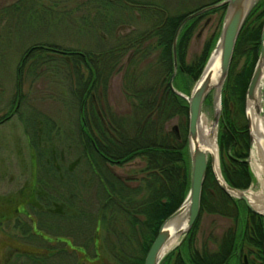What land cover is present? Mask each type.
Segmentation results:
<instances>
[{"label":"trees","instance_id":"16d2710c","mask_svg":"<svg viewBox=\"0 0 264 264\" xmlns=\"http://www.w3.org/2000/svg\"><path fill=\"white\" fill-rule=\"evenodd\" d=\"M110 1L95 0L96 3ZM117 1L120 2H115ZM220 1L222 0H173V10L157 2L139 3L143 6L142 9L147 7L148 12L143 11L146 15H141L142 18H148V29L122 35L123 41L119 40V44L111 46L101 55V59L94 57L99 56L98 54L93 55L100 51L98 49L85 54L54 48L71 57L73 71L70 74L73 76V83L70 81V100L68 98L67 101L71 102L68 113L72 121L66 126L71 136L63 138L65 128L35 112L28 105L24 106L25 112H21L17 105L0 117V124H3L14 115H19L22 120L21 113H25L23 125L31 154L32 150L37 153L40 146L36 137L41 134V140L46 143L57 139L61 146H67L70 151L68 157H73L68 162L70 172L68 169L60 170L57 160L61 162V152L54 159L52 151L41 155L40 149L39 155L42 158H36L32 154V166L35 165L36 173L29 189L22 190L18 196L0 198V203L5 200L9 207L13 206L8 216H0V223L7 219L11 221L20 205L23 207L26 204L34 208L33 200L40 202L43 208L38 215L40 219L32 224L35 227L32 233L37 235L29 233L30 228L34 227L26 222L21 223L20 231L26 238L40 239L43 244L47 240L50 243L56 241L60 245L56 244L38 256L33 253L17 254L16 261L19 260L22 264H83V261L89 264H143L160 225L180 206L189 189L187 102L177 93L189 96L193 83L199 78L218 39L220 29L206 43L198 60L186 65L184 56L187 45L203 15L183 26L176 41L177 69L172 81L175 92L168 87V79L173 74V37L186 16ZM185 3V8L180 9L179 5ZM121 7L125 8L123 4ZM216 10H222L223 19L225 7ZM263 20L264 0H260L238 36L221 93L219 127L222 131L218 134L217 146L219 155L223 151H230V154L226 158L224 154L223 157L220 156V172L230 187L243 191L251 184V174L243 161L250 143L246 125L238 127L234 124L233 115L235 110L240 113L244 111L245 92L258 56ZM82 23H85L84 18ZM35 45L26 50L17 67L18 104L21 100L20 88L26 60L37 52L51 49ZM128 51L129 56L126 61H122L123 54ZM242 55L246 58L245 64L236 72L235 60ZM151 61L163 73L165 71L164 76L161 74V77H156L153 83L144 81L146 73L142 69L146 62L148 64ZM107 64L110 69L119 64L126 67L122 73L126 86L124 94L131 104L129 113L124 118L113 113L110 117L106 106L101 107L103 98L100 88L105 85L103 67ZM26 68L29 70L31 67L26 65ZM111 73L112 71L108 75ZM210 101L209 96L205 104L209 105ZM175 117L181 124L177 133L165 128ZM125 165L135 167L129 176L114 172L113 167ZM35 186L37 190L33 191ZM202 214L227 218L232 222V227L221 238L214 255L209 251L198 252L193 248L195 231ZM68 240L72 247L82 249L87 256L89 254L86 247L91 248L92 259L86 261L82 256L77 258L74 252L68 253L60 244L69 243ZM263 241L264 219L252 214L242 202L224 194L208 167L201 191L198 218L177 248L174 260V252H171L161 264H242L237 254L243 246L262 252ZM55 255L59 259L57 262L53 261ZM250 264H264V259L260 257Z\"/></svg>","mask_w":264,"mask_h":264},{"label":"rangeland","instance_id":"374dc122","mask_svg":"<svg viewBox=\"0 0 264 264\" xmlns=\"http://www.w3.org/2000/svg\"><path fill=\"white\" fill-rule=\"evenodd\" d=\"M111 1L110 3H96L95 0H0V117L13 110L17 105L19 106V110L21 109V112L25 110L24 106L27 107L28 105L32 107L35 112L47 116L50 120L66 129L67 123L72 121V119L70 120L71 115L68 113V106L71 102L67 100L69 98L68 89L70 81L73 83V76L70 74L73 69L71 70V57L54 48L75 50L85 54L89 53L88 51L91 52L92 50L98 49L100 51L94 52L93 55L98 54L99 56L94 57H100L99 59H101L103 58L101 55L105 54L111 46L119 44V40L123 41L122 35H127L132 31L138 33L148 29V18H142L141 15L142 13L146 15L144 12H148L147 7H144V9L147 10L145 11L142 9L143 6L139 5V3L157 2L159 5L161 4L170 10L174 8L173 0ZM195 2L196 1H194V3ZM121 4H123L125 8H122ZM185 6L186 3L179 5V8L184 9ZM102 9L110 12V14L107 15ZM215 10L206 12L199 18L196 29L185 51L184 63L186 65H191L198 60L206 43L219 31L222 21V10ZM83 18L85 23H82ZM32 45L44 46L51 49L37 52L26 60V65H30L31 68L27 70L26 65L24 66L20 88L21 100L18 104L16 100L17 67L23 55L26 53V50L31 48ZM128 56L129 51L123 54L122 61H126ZM245 61L246 58L244 55L237 57L235 60L236 72L241 70ZM142 67L143 71L146 73L144 78L145 82L153 83L156 77H161V74L163 76L165 74V71L163 73V71L156 66L154 61H151V63L148 62V64L146 62ZM103 68L105 70L103 77L105 85L103 86L104 88H100L103 98L101 107L103 106L104 108L106 106L107 115L109 116L110 114V117L112 113L117 117H123L129 113L128 110L131 104L124 94L125 81L122 78V73L126 67L119 64L116 68L110 69L107 64ZM81 71L83 73V70ZM111 71L112 73L108 75ZM86 75L85 72V79L87 77ZM24 114L25 113H21L22 120L19 115H14L8 121L0 124V198L18 196L22 190L29 189L28 187L32 185V178L36 173L35 165L33 164L32 166V160H34L32 154H35L36 158H42V156L40 157L39 155L40 149L41 155H44L43 153L49 154V151H52L53 158L55 156L58 158V154L61 152V162L57 160V163H59L61 167L60 170L68 169L70 166L68 162L73 160V157H68L70 151L67 146H61V143L58 142L57 139L46 143L41 140V134H37V137L35 136L38 139V145L40 147L37 149V153L36 150H32L31 154V146L28 145L29 142L23 125V122H25ZM233 116L235 118L233 123L238 127L246 125L245 103L243 113L235 110ZM212 117L213 108L210 101L209 105L204 104L202 119L206 120L211 125ZM179 125H181L180 121L175 117L166 124L165 128L170 132L177 133ZM66 131L67 129L64 134H62L63 138L71 136L69 135L70 132L68 133V131ZM221 131L222 129L219 127L218 123L217 130L215 131L217 143L218 134ZM225 152L226 151H223V153L220 152V155L218 152V164L220 156L223 157L224 154L226 158L230 154V151ZM256 156L257 153L253 144L248 149L247 156L243 160L247 164L251 174V184L245 191L264 194L258 178L254 175L253 167L251 166ZM46 158L50 159V156L46 155ZM137 162L140 163L139 160H137ZM132 166L133 165L113 167V170L118 175L129 176L133 173L135 168H132ZM56 167H58V165H56ZM70 170L68 169L69 172ZM40 175L39 172V176ZM37 186L34 187L33 191L37 190ZM26 200L29 199L26 198ZM32 203L34 208L26 206V204H24L23 207L20 206V208H18L20 213L15 215L8 224L4 223L0 226V264H5V261L8 259V252L15 247H19V245L29 246L40 253L45 252L44 250L50 249L56 244L59 245L56 241H53V243L44 241L43 244L40 242V239H29L23 236L19 228L21 223L26 222L33 227L32 224H35V222L40 219L38 215L43 209L41 208L40 202H34L33 200ZM9 208L10 214L13 206ZM231 227L232 222L227 218L202 214L198 220L195 231L193 248L198 252H202V250L209 251L210 253L216 251L221 238ZM32 232L33 228H30L29 233ZM47 238L53 239V237L48 236ZM2 240H5L9 245L7 244V247H4ZM182 240L183 238L181 237L178 243L168 253L174 252L173 260L176 256V250ZM68 241L71 244L70 240ZM62 246L64 247L65 244L62 243ZM249 249V246L244 245L241 256L246 254ZM86 250L89 254L88 258L92 259L93 252H91V248L86 247ZM101 256L103 255L101 254ZM57 260L59 259L56 258L55 255L53 261L57 262ZM9 264H18V262H16V256L10 258ZM83 264L89 263L84 262ZM172 264H174V262H172Z\"/></svg>","mask_w":264,"mask_h":264},{"label":"water","instance_id":"95a60500","mask_svg":"<svg viewBox=\"0 0 264 264\" xmlns=\"http://www.w3.org/2000/svg\"><path fill=\"white\" fill-rule=\"evenodd\" d=\"M260 0H222L218 3L205 6L198 11L186 16L178 25L172 41L173 74L169 79V88L174 91L172 80L177 69L176 41L183 26L193 18L206 12L225 7L218 39L201 71L199 78L194 83L189 96L177 93L187 102V151L189 157V189L180 206L169 215L160 225L157 235L151 243L143 264H161L168 255L165 253L170 238L169 225L173 224L184 213V226L179 230L180 238H185L193 228L200 211V198L202 186L208 167L219 189L229 196L243 202L246 208L254 215L264 219V211H256L246 197V191L230 187L223 179L219 164L214 167L213 156L203 146L199 124L202 119V110L206 99L211 97L213 108L212 127L217 130L221 115V93L228 76L230 63L238 36L249 14ZM217 71V72H214ZM213 73L217 77L212 80ZM175 92V91H174ZM264 20L261 26L258 56L245 92V119L248 130L250 146L253 145V133L248 105L252 103L256 114L264 116ZM215 145L217 151L216 133ZM264 152V142L261 144ZM218 152V151H217ZM218 162V160H217Z\"/></svg>","mask_w":264,"mask_h":264},{"label":"bare ground","instance_id":"6f19581e","mask_svg":"<svg viewBox=\"0 0 264 264\" xmlns=\"http://www.w3.org/2000/svg\"><path fill=\"white\" fill-rule=\"evenodd\" d=\"M214 72H217L214 70ZM217 77L216 73H213L212 80L215 81ZM248 112L251 118L252 133H253V143L257 156L255 161L252 163L254 175L258 178L260 187L264 191V152L262 151L264 142V116L256 114L253 109L252 103L248 105ZM199 131L203 139V146H205L213 156V163L215 169L218 166V152L216 151L215 145V129L204 119H201L199 124ZM246 197L250 202L251 206L259 212L264 211V194L262 193H251L246 192ZM185 217L184 213L179 217L172 225L170 224L168 230L170 231V238L165 253H168L173 247L178 243L180 239L179 230L184 226Z\"/></svg>","mask_w":264,"mask_h":264},{"label":"flooded vegetation","instance_id":"af4514ba","mask_svg":"<svg viewBox=\"0 0 264 264\" xmlns=\"http://www.w3.org/2000/svg\"><path fill=\"white\" fill-rule=\"evenodd\" d=\"M241 202V201H240ZM243 203V202H242ZM21 206V205H20ZM20 206L18 208H20ZM22 207V206H21ZM9 206H8V203L5 202V200L3 202L0 203V216L2 217H6L9 215ZM20 212L19 210L17 212H15V215H18ZM10 221L9 219L7 220H4L2 223H0V226L3 225L4 223L5 224H8ZM34 227V225H33ZM35 229V227L33 228V230ZM34 235H37L34 233ZM40 238H41V235H38ZM47 241V240H46ZM3 242V246L4 247H7V242L5 240H2ZM9 242V241H8ZM48 242V241H47ZM62 244V243H60ZM65 250L68 252V253H75L77 258H80L82 255V257L84 258V260L86 261H89L90 258H88V256L85 254L84 251H82V249H77V248H74L72 247V245L68 242H65ZM9 245V244H8ZM250 249L248 250V252L246 254H242V250L240 252H238L237 256L242 257V260H241V263L242 264H250L251 262H255L257 259H259L260 257H263L264 259V241H263V245H262V252H260L259 250H254L252 249L251 247H249ZM215 251L212 252V254L214 253ZM23 253H33L35 254L36 256H38L39 254H41L39 251H36V250H33V248L29 247V246H26V245H19V247H15L13 248L11 251L8 252V259L5 261V264H9V261H10V258L13 257V256H16L17 254H23ZM80 254V255H79ZM79 255V256H78ZM214 255V254H213ZM18 262V264H22V262H20L19 260L16 261ZM84 263V262H83Z\"/></svg>","mask_w":264,"mask_h":264}]
</instances>
